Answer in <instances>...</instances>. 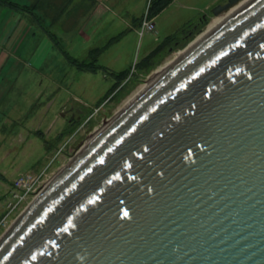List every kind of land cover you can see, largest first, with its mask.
Wrapping results in <instances>:
<instances>
[{
    "label": "water",
    "instance_id": "1",
    "mask_svg": "<svg viewBox=\"0 0 264 264\" xmlns=\"http://www.w3.org/2000/svg\"><path fill=\"white\" fill-rule=\"evenodd\" d=\"M0 264H264V0L107 122L3 233Z\"/></svg>",
    "mask_w": 264,
    "mask_h": 264
},
{
    "label": "rangeland",
    "instance_id": "2",
    "mask_svg": "<svg viewBox=\"0 0 264 264\" xmlns=\"http://www.w3.org/2000/svg\"><path fill=\"white\" fill-rule=\"evenodd\" d=\"M14 1L32 13L33 6L43 7L46 2L43 16L49 24L50 20H59L62 14L59 11H64L65 5L69 3L67 0H29V4H26V0ZM151 1L146 2L145 8L149 7ZM226 1L172 0L154 17V31L138 28L139 35L143 37L135 31H129L124 24L116 27L118 18L113 14L104 18L106 13L101 15V24L91 40L83 33V26L93 22V12L91 15L79 13L77 21L69 28L53 30L60 41L58 49L55 47L60 54L59 71L55 70L57 58L51 59L44 70L53 69V78L45 76L43 87H33L29 83L25 95L18 94V90L13 91L0 109V219L7 213L14 180L21 172H38L46 168L45 175L51 178L61 171L95 132L118 115L141 92L157 70L175 59L177 53L186 49L191 42L194 43L200 34L207 30L201 35L203 37L212 30V26L218 22V15L213 14V9ZM206 16L202 27L196 29V25ZM38 22L47 24L44 19ZM174 35L178 38L167 41L153 54L154 49L167 36ZM120 37L122 40H119ZM48 42H42L38 50L36 47L35 61L32 62L34 66L39 65L45 57L50 46L46 45ZM96 47L101 48L96 63L106 66L107 70H80L71 65L67 54L63 53L64 50L81 61H90L87 49ZM26 50L31 52L32 49L22 47L21 53ZM148 50L152 51L145 55ZM147 56L149 58L145 60ZM130 69L132 71L124 81L116 77V74L129 72ZM29 202L21 203L10 219L11 225ZM5 231L0 228V237Z\"/></svg>",
    "mask_w": 264,
    "mask_h": 264
},
{
    "label": "crops",
    "instance_id": "3",
    "mask_svg": "<svg viewBox=\"0 0 264 264\" xmlns=\"http://www.w3.org/2000/svg\"><path fill=\"white\" fill-rule=\"evenodd\" d=\"M28 1L29 0L25 1L26 4H29ZM67 1L69 3L67 6L65 5L64 11H59L62 13L59 16V20L55 22L50 20V24L49 21H47V18L43 16L46 2L43 7L38 5L33 6L31 8L34 10L33 13L31 10L28 11L22 8L15 10L6 6H0V109L8 100L7 98L9 94L13 91L18 90V94L25 95L28 92L27 88L29 83H31L33 87L36 85L43 87V78L45 76L53 78V69L48 68L46 71L44 70V67L49 65L51 59L57 58V66L55 70L59 71L60 57L58 56H60V54L57 50V45L50 35V33L55 34L52 32L53 30H57V28H69L77 21V15L79 13L91 15L93 12L95 14L93 22L90 21L87 25L85 24L83 26V33H86L89 40L93 38L94 34L98 30V26L101 24V15L105 13L106 15L104 18L109 16V14H113L118 18L119 21H116L115 23L116 27H120V25L124 24L129 31H135L138 33L142 17L148 9L147 7L145 8V4L146 2L148 3L149 0ZM85 8L86 10H84ZM154 17L155 16H153V19ZM42 19L47 22L46 25H44L43 22V25L39 24L38 21ZM93 23L96 24L94 25ZM47 30L50 31V33H48ZM46 40L49 41L46 45H50L47 53H45V57L40 64L34 66L32 62L35 61V49L38 47V50L42 42ZM119 40H122V38L120 37ZM22 47L32 50L31 52H27L26 50V52L22 54ZM95 49H100L97 57L101 55V48H88L86 53L89 58L91 56V52ZM151 51L152 50H148L145 55H148ZM35 100L36 99L31 102H34ZM17 107L19 108V106ZM3 116L6 117V114H3Z\"/></svg>",
    "mask_w": 264,
    "mask_h": 264
},
{
    "label": "built area",
    "instance_id": "4",
    "mask_svg": "<svg viewBox=\"0 0 264 264\" xmlns=\"http://www.w3.org/2000/svg\"><path fill=\"white\" fill-rule=\"evenodd\" d=\"M140 29L142 31L147 30L150 32L155 30V23L151 18H149L148 14L144 16ZM58 173L51 178L46 177L45 168L44 170L38 172L27 171L19 174L14 180L12 186L11 199L6 209L7 213L0 219V228L7 230L11 225L10 222L12 221H10V219L12 215L19 209L21 203L30 200V204L38 195H40V193L48 186Z\"/></svg>",
    "mask_w": 264,
    "mask_h": 264
},
{
    "label": "trees",
    "instance_id": "5",
    "mask_svg": "<svg viewBox=\"0 0 264 264\" xmlns=\"http://www.w3.org/2000/svg\"><path fill=\"white\" fill-rule=\"evenodd\" d=\"M171 2H172V0H152L150 3V7H149L150 16H152V17L156 16L159 12H161L164 8H166ZM0 6H6L9 8L15 9V10H19L22 8L21 5L14 0H0ZM200 26H198L197 28H200ZM50 35H51V38L54 40L55 44L57 46H59L60 41H59L58 37L53 33H50ZM177 38H178V36H175V35L174 36H167L164 39V41L154 49L153 54L155 52L159 51L161 49V47L167 41H171V40H174ZM99 52H100V49H95L91 52V56H90L91 60L90 61H81L78 58L73 57L68 52H65L63 50V53L67 54V59L72 65L76 66L80 70L91 71V72H96L97 70H101V69L107 70V68L105 66L98 65L96 63L97 55L99 54ZM151 55H152V53H151ZM151 55H149V57ZM149 57L147 56L145 58V60H147V58H149ZM113 74H115V73H113ZM127 75H129V72L123 71L121 73L116 74V77L119 78L120 81H124L126 79Z\"/></svg>",
    "mask_w": 264,
    "mask_h": 264
},
{
    "label": "bare ground",
    "instance_id": "6",
    "mask_svg": "<svg viewBox=\"0 0 264 264\" xmlns=\"http://www.w3.org/2000/svg\"><path fill=\"white\" fill-rule=\"evenodd\" d=\"M251 0H242V1H240L238 4H236L235 6H233L230 10H228L227 12H224V13H221L220 15H218L217 16V20H218V22L215 24V25H213L212 26V30L210 31V32H208L206 35H204L203 37L201 36V35H203V34H200V36L202 37H197L196 39V41L194 42V43H190L189 45H188V47L186 48V49H184V50H182V51H179L178 53H177V56H176V58L175 59H173L172 61H170V62H168L167 64H166V66L164 67V68H162V69H159V70H157L156 72H155V74L153 75V77L151 78V80L141 89V92L146 88V87H148V85H150V84H152L156 79H158V77H160L161 75H162V73L163 72H165L166 71V69H168L170 66H172L173 65V63L176 61V60H178V59H180V58H182L184 55H186L192 48H194L197 44H199L206 36H208L212 31H214L218 26H220L222 23H224L226 20H228L229 18H231L235 13H237L241 8H243L247 3H249ZM199 38V39H198ZM140 92V93H141ZM139 93V94H140ZM138 94V95H139ZM137 95V96H138ZM136 96V97H137ZM136 97H134L133 99H135ZM133 99L128 103V104H130L132 101H133ZM127 104V105H128ZM126 105V106H127ZM108 122H110V121H108ZM96 133H94V135H95ZM93 135V136H94ZM92 136V137H93ZM89 141V140H88Z\"/></svg>",
    "mask_w": 264,
    "mask_h": 264
},
{
    "label": "flooded vegetation",
    "instance_id": "7",
    "mask_svg": "<svg viewBox=\"0 0 264 264\" xmlns=\"http://www.w3.org/2000/svg\"><path fill=\"white\" fill-rule=\"evenodd\" d=\"M207 19V16L205 17V18H203L199 23H198V25H196V28L198 27V26H200L202 23H204V21Z\"/></svg>",
    "mask_w": 264,
    "mask_h": 264
},
{
    "label": "snow or ice",
    "instance_id": "8",
    "mask_svg": "<svg viewBox=\"0 0 264 264\" xmlns=\"http://www.w3.org/2000/svg\"><path fill=\"white\" fill-rule=\"evenodd\" d=\"M125 214H127V213H125Z\"/></svg>",
    "mask_w": 264,
    "mask_h": 264
}]
</instances>
